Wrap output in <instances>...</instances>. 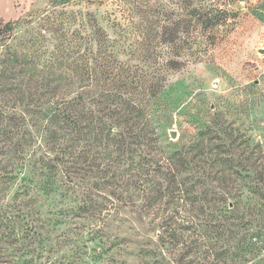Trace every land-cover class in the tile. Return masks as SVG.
<instances>
[{
    "label": "rangeland",
    "instance_id": "obj_1",
    "mask_svg": "<svg viewBox=\"0 0 264 264\" xmlns=\"http://www.w3.org/2000/svg\"><path fill=\"white\" fill-rule=\"evenodd\" d=\"M0 22V264H264V0H0ZM119 98L145 135L125 161L62 126Z\"/></svg>",
    "mask_w": 264,
    "mask_h": 264
},
{
    "label": "trees",
    "instance_id": "obj_2",
    "mask_svg": "<svg viewBox=\"0 0 264 264\" xmlns=\"http://www.w3.org/2000/svg\"><path fill=\"white\" fill-rule=\"evenodd\" d=\"M194 11V14H195V21L197 22H201V23H205L206 24H210L212 23L211 20H212V17L209 16V14H203L201 12L200 9H195L193 10ZM213 15V14H212ZM1 24V22H0ZM12 24L13 22L11 21H7V22H4L3 23V27L6 29V30H11L12 29ZM110 70V71H109ZM119 71H122L123 72V69L122 68H119ZM108 72H112V69H108V70H105L104 71V74L105 76H107ZM121 72V73H122ZM115 75H117V87L115 88H118V89H125L127 88L128 86H131L133 85L136 89L137 87H141V90L142 88L144 87L143 83L141 81H132V80H125L123 78H120L119 77V73H114ZM116 77V76H114ZM132 86V87H133ZM156 84H152V82H149V85L148 87L145 89L143 88V90L140 92L143 94L142 96V99L145 98V96H147L148 98L153 96L154 93H155V90L153 87H155ZM106 90V89H105ZM109 90V88L107 89V91ZM123 93H126V92H123ZM109 97H107V100H108ZM105 100V101H107ZM112 104L115 103V100L113 101V99H110ZM119 100V104H121L122 106H124V104H126V108L128 107V101H132L130 100L129 98H126L124 101L121 100V98L118 99ZM117 100V101H118ZM145 100H148V99H145ZM134 101V100H133ZM118 104V103H117ZM98 105V103H96V106ZM126 108L124 106V109H122L121 112H114V111H110L109 107H107L106 105L103 106L101 109H97V114L94 115L95 118H92V120H90V122H87L85 125H83V117H80L77 115L78 112H76V115H65L63 114V122H62V126H68L69 128L72 126L73 128V131L75 132L76 135H79L81 134V132L83 131V129H89L91 131L94 132V130L97 129L98 131V134L100 133H103V139L105 140L104 141V144L107 143H110L112 144V146L115 147V150H121L120 154L121 156L123 157V161H125L126 159H129L131 158V156L129 155L130 152H131V144L133 143V138H136L137 136H143L145 137L144 132L143 134L139 133L138 135H136L134 133V130H132V125L134 124V120L132 121V117L130 115L131 111H129V114H128V111H126ZM131 109L135 112V116H134V119L135 117H138L139 116V113L142 112V105L139 103V102H135L133 103V106H131ZM127 112V114L125 113ZM114 124H109L107 125L105 121H109V120H114ZM100 125V126H99ZM141 131V130H140ZM96 131L94 132V135H95ZM96 138V137H95ZM94 138V139H95ZM151 141H153L154 143L158 141V138L155 136V138L153 139H150ZM94 140H92L93 142ZM59 157L57 156H54L53 158H50L48 160V163H50V168H48V171L50 172L51 169L52 170H55L59 165H61L62 167V172L65 174V176L68 178V181L72 182L75 178V174L77 173L76 172V168L73 166L74 165V156H72L71 152L70 151H66V150H63L61 149L59 151ZM174 155V154H172ZM172 177H176L175 173L171 174ZM258 181L259 183L264 182V172H259L258 174ZM256 189H263L264 188V185H262L261 187H257L255 186ZM82 207L87 210L89 208H93L96 210L97 207H95V203L94 201L92 202V199L89 197V196H86L83 197L82 199ZM220 204H218V208H215L216 210L218 209L220 213L226 215V218L229 219H233V218H236L237 219V211H238V208L236 207V204L233 203L232 201L230 200H224V199H219L218 200ZM229 222H226V225L228 224ZM230 226L232 227H238V224H231V222L229 223ZM224 228V229H229V226ZM225 227V226H224ZM223 228V227H222Z\"/></svg>",
    "mask_w": 264,
    "mask_h": 264
},
{
    "label": "water",
    "instance_id": "obj_3",
    "mask_svg": "<svg viewBox=\"0 0 264 264\" xmlns=\"http://www.w3.org/2000/svg\"><path fill=\"white\" fill-rule=\"evenodd\" d=\"M170 135H171L172 137H175L176 134H175L174 130L170 132Z\"/></svg>",
    "mask_w": 264,
    "mask_h": 264
}]
</instances>
